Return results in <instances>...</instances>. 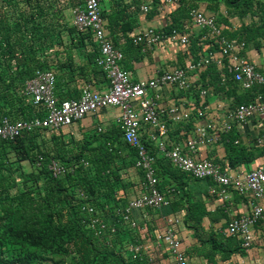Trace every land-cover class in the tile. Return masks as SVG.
<instances>
[{
  "label": "trees",
  "instance_id": "1",
  "mask_svg": "<svg viewBox=\"0 0 264 264\" xmlns=\"http://www.w3.org/2000/svg\"><path fill=\"white\" fill-rule=\"evenodd\" d=\"M81 2L0 0V119H28L40 113L39 108L22 93L23 86L36 70L58 72L71 65L70 55L60 60L56 49L66 30L65 13ZM139 2L141 0H135L136 8ZM202 2L211 13L218 14V22L231 12L239 17L249 15L252 19L250 24H242L235 32L223 31L225 37L251 42L256 47L264 42V0H178L177 14L189 18V10ZM157 3L158 0H151L153 7ZM220 6L224 7L225 13L220 12ZM119 11L105 14L102 9L110 38L114 34V22L123 17L120 12L124 11ZM172 29L181 30L176 20L164 31L168 34ZM67 34L69 41H75V44L90 39L88 34L84 36L74 27L68 28ZM130 44L133 45L131 40ZM121 51V65L127 70L123 66L124 50ZM96 53L97 50L95 57ZM91 63L105 78L95 58ZM221 72L227 74V68L218 70L215 65H209L201 69L198 76L202 87L222 91L238 88L230 80L222 86L219 82ZM55 90L59 99L67 98L59 92L57 82ZM242 92L243 100H239L236 106L250 101L255 92L264 93V86ZM42 133L32 131L11 141L0 140V264H33L26 255L28 250L73 256L75 259L54 264H144L142 255L132 259L129 254H124L127 253V244L133 242L132 229H123L122 224H117L114 234L109 230L95 234L87 228L89 215L82 209L88 204L105 222L120 221L116 213L127 204V200L116 197L121 184L119 164L125 161L124 164L134 168L135 151L122 140L119 127L114 125L112 130L101 132L94 129L81 136L100 138L96 139L95 146H90L91 142H81L69 158L61 157V163L70 168V172L58 179L47 170V164L53 158L38 149L37 134ZM229 134L223 136V140L228 139L234 145V140L228 138ZM127 157L129 159L125 160ZM79 159H85L87 166L72 168L73 162ZM23 161L28 162L34 171L22 172L20 163ZM111 165L114 167L110 168ZM154 167L158 178L166 172L194 180L162 157L155 160ZM198 208V203L187 207L192 214ZM126 239L130 242L124 243Z\"/></svg>",
  "mask_w": 264,
  "mask_h": 264
},
{
  "label": "built area",
  "instance_id": "2",
  "mask_svg": "<svg viewBox=\"0 0 264 264\" xmlns=\"http://www.w3.org/2000/svg\"><path fill=\"white\" fill-rule=\"evenodd\" d=\"M104 1L106 0H82L81 4L72 10V23L78 33L88 34L95 44L97 49L95 63L105 75L107 88L97 90L84 82L79 87L78 96L59 99L55 90L56 71L36 70L25 82L22 93L39 108L40 113L28 119L13 120L2 117L0 140L11 141L32 131L56 133L80 121L87 114H94L105 108H116L115 125L121 131L122 140L135 151L134 168L141 173L142 188L138 196L130 199L124 207L117 210L116 214L121 224L127 225L129 229H136V223L132 220L133 210L158 209L167 204V197L159 188L160 181L154 167L156 157L141 138L142 130L146 127L151 130L149 137L159 156L190 178L208 181L210 183L208 191L211 196L226 199L229 191L234 190L239 196L250 197L251 210L231 218L224 231L227 236H238L241 246L248 249L253 244L254 226L258 221L264 222V207L257 203L259 200H264V162L247 172L230 174L212 159L196 158L195 154L198 147L219 142L222 134L232 131L234 125L246 123L255 114H263L264 93L255 92L250 101L229 109L218 126L213 123L203 127L197 126L195 135L189 138L184 146L170 141V124L187 123L192 119L203 118L206 115L204 102H199L194 108L170 105L161 109L157 105V100H159L158 90L162 86H170L178 91L189 90L192 83L190 76H197L201 69L209 65H215L218 70L226 67L227 74L221 72L219 75L220 84L224 86L230 80L241 91L263 87L264 74L243 56L244 41L223 35L218 14L205 13L197 6L189 10V19L197 29L204 30L214 41L218 48L217 52L206 50L183 66L156 71L151 79L132 80L130 72L122 68L123 53L113 44L107 30V21L102 17ZM144 1L145 3L139 5V10L146 14L151 9V0ZM177 4L178 0L159 2L160 8L175 7ZM162 38V32L147 28L135 34L131 42L133 45L152 46ZM166 40L187 46L188 35L172 29L166 35ZM259 47L264 52V42ZM208 90V88L198 90L199 100L206 97ZM96 130L103 131L101 127H96ZM41 159L39 157V160ZM47 170L56 179L70 172V168L55 159L49 160ZM82 209L89 215L90 227L95 234L104 230L115 232L113 226H107L96 214L94 207L86 204ZM157 238L167 244L175 264H189L180 250L179 241L175 238L172 228H166ZM126 252L132 259H136L141 255V246L129 243Z\"/></svg>",
  "mask_w": 264,
  "mask_h": 264
},
{
  "label": "crops",
  "instance_id": "3",
  "mask_svg": "<svg viewBox=\"0 0 264 264\" xmlns=\"http://www.w3.org/2000/svg\"><path fill=\"white\" fill-rule=\"evenodd\" d=\"M142 3L145 1L141 0L138 6ZM198 7L205 13H211L204 2ZM102 9L105 14L124 11V13L119 11L123 17L114 22V34L111 39L116 47L124 50L123 66L130 72L132 80L151 79L156 71L183 66L206 50L217 52V46L213 45L214 41L204 30L197 29L189 18H182L181 14H177V6L160 8L159 4L154 7L151 4L149 12L144 14L140 12L139 7L136 8L135 0H106L102 4ZM220 12L225 13L223 6H220ZM173 20L181 26L180 31L188 35L187 46L166 40L167 33L164 30ZM251 21L249 15L239 17L231 12L221 19L220 24L223 31L235 32L242 24L248 25ZM147 28L162 32V40L152 46L131 45L132 37ZM74 42L68 41L71 45V65L62 71H56L59 92L67 98H73L78 96L79 87L84 82L94 89L105 90L107 88L105 78L91 63L97 50L95 44L91 39L80 44ZM242 54L264 74V52L260 47L247 42ZM190 81L191 88L186 91H178L170 86H162L158 90L157 105L161 109L170 105L194 108L201 101L206 106V115L203 118L192 119L187 123L170 124V141L182 146L195 135L197 126L203 127L208 123L218 126L228 110L234 108L239 100H243V92L239 88L222 91L214 90L212 87H207L209 90L206 97L199 100L198 90L205 88L202 87L200 76L191 75ZM116 116V108H105L97 113L87 114L80 121L59 132L69 137L80 138L79 134L83 136L96 127L109 131L115 125ZM150 132L149 128L144 127L141 138L157 159L160 156L150 140ZM228 134H222L219 142L198 147L195 157L212 159L230 174L247 172L264 162V113L255 114L244 124L234 125L228 137L234 142L237 141L234 145L229 143L228 139L223 140V136ZM124 163H118L121 184L116 191V197L128 202L142 191L141 173ZM159 181L160 188L167 197V204L158 209L132 211V220L136 223V229H132L131 233L132 243L141 246L144 264H175L167 244L157 238L166 228H172L175 238L179 241L180 250L189 264H264L263 221H258L254 226L253 244L248 249L241 246L238 236L230 237L224 233L226 224L231 218L251 210L249 196H239L234 190H230L226 199L214 197L209 194L208 181L190 180L182 174L178 177L165 172L162 173ZM192 203L199 204L195 214L191 211L190 214L187 209ZM257 203L264 207V200H259ZM122 225L123 229H129L127 225Z\"/></svg>",
  "mask_w": 264,
  "mask_h": 264
},
{
  "label": "rangeland",
  "instance_id": "4",
  "mask_svg": "<svg viewBox=\"0 0 264 264\" xmlns=\"http://www.w3.org/2000/svg\"><path fill=\"white\" fill-rule=\"evenodd\" d=\"M159 2L160 0H158L157 4H159ZM76 6L70 8L65 13L64 20L66 24L65 25L66 30L63 31V34L61 35V38H60V44L57 46V49H56L59 52L58 58L60 60H63L66 57V55L71 56V45L68 43L69 39H68L67 29L73 28L72 10H74ZM78 137H80V140H74L72 137H69V135L62 134L61 132L59 133L43 132L42 134H37L36 141H37L38 149L41 152H43L44 154H48L49 157L61 162L62 161L61 157L66 158V159L69 158V156H71L72 153H75L77 146H79L81 142H84V143L91 142L90 146H95L97 144L96 139L100 138V136H96L95 138H87L85 136L83 137L85 139H83L81 138L80 134ZM80 165L87 166L86 160L79 159L78 161H74L71 167L76 169ZM20 167H21L22 172L24 173H30L34 171L33 167L26 161L21 162ZM113 167L114 165L110 166V168H113ZM79 195L81 196L80 193ZM103 222L107 226H113L115 228V232H113L112 234L116 233L117 224L118 225L121 224V222L117 220H115L114 222H111V221L105 222L103 219ZM86 226L87 228L91 229L89 220L86 222ZM94 229H96V227ZM128 242L130 241L126 239V242L124 243H128ZM26 255L31 259L33 264H54L55 262L69 263V262H72L74 259L73 256H60V255H54V254L43 253L39 251H31V250H28L26 252Z\"/></svg>",
  "mask_w": 264,
  "mask_h": 264
}]
</instances>
